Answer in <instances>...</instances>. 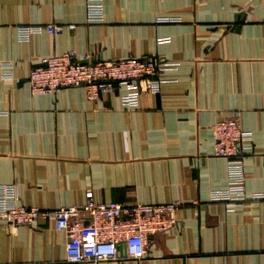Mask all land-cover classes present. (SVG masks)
<instances>
[{"label": "crops", "instance_id": "obj_1", "mask_svg": "<svg viewBox=\"0 0 264 264\" xmlns=\"http://www.w3.org/2000/svg\"><path fill=\"white\" fill-rule=\"evenodd\" d=\"M103 4L92 22L86 0H0V185L15 187L18 205L51 211L89 193L181 201L178 223L143 259L68 263L53 217L17 229L0 220V264H264V0ZM69 50L86 63L157 57L169 67L135 107L126 85L97 100L85 87L34 94L32 69ZM234 113L248 136L243 183L239 164L214 154L212 126Z\"/></svg>", "mask_w": 264, "mask_h": 264}, {"label": "built area", "instance_id": "obj_2", "mask_svg": "<svg viewBox=\"0 0 264 264\" xmlns=\"http://www.w3.org/2000/svg\"><path fill=\"white\" fill-rule=\"evenodd\" d=\"M86 8L89 21L103 20V0H86ZM46 31L57 35L61 27L50 25ZM29 33V29L22 31V35ZM89 58L74 50L43 58L30 74L32 92L58 94L66 88L85 87L87 97L97 100L102 94L126 85L129 91L122 97L123 102L128 107H135L142 93L160 89L165 80L156 76L169 67L167 62L157 57L113 61L98 57L86 63ZM239 117V113H234L228 119L218 121L212 126V131L214 154L238 163L239 173L235 182L243 183L248 136ZM182 205L181 201L167 204L104 203L97 202L89 193L82 204L51 211L18 205L15 187L0 185V220L17 229L34 226L40 219L53 217L56 229L66 232L69 237L66 249L68 263L145 258L152 237L168 232L178 223L176 213Z\"/></svg>", "mask_w": 264, "mask_h": 264}]
</instances>
